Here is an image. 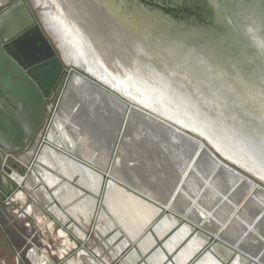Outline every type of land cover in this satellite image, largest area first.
I'll use <instances>...</instances> for the list:
<instances>
[{"label":"bare ground","instance_id":"obj_1","mask_svg":"<svg viewBox=\"0 0 264 264\" xmlns=\"http://www.w3.org/2000/svg\"><path fill=\"white\" fill-rule=\"evenodd\" d=\"M46 2L51 4L54 10L42 11L40 16L44 24L42 25L46 28V32L55 38L66 64L71 62L87 71L108 85L114 92L131 101L132 106L126 108L117 97L105 93L89 80L74 73L59 100L56 109L57 116L48 136L43 140L44 144L42 145V141H38V139L28 155L20 154L19 162L21 164L31 165L34 159L32 170H30L33 180H30L31 176L24 179L16 173L10 177L7 176L8 179L17 184H24L36 199L46 205L48 212L57 221H60L65 229L76 234L82 245H86L91 240L89 233L84 229L83 221L91 220L96 223L104 220L107 227L104 228L105 230H101L102 227L97 226L92 231L103 241L106 236H109L106 246L114 260L121 261L132 244L138 249V252L132 249V256L136 260H140V255H144L153 247V238L150 235L145 236V233L147 228L154 224V217L159 213L158 209L116 184L119 182L211 233L245 255H248L246 252H250L249 249L254 251L256 256L263 255L261 259L248 256L258 263L264 264V187L235 168L228 166L217 156L218 154L214 153V150L204 143L199 145L195 137L182 129L201 134L202 131L180 124L176 119L165 115L167 113L165 108L148 102V100L152 101L156 98L146 96V92H144L146 90L140 87L141 79L137 80L135 77H131V74L128 75L129 77L123 74V58L117 56V59L115 54L123 53V43L127 44L129 49L134 48L131 46L130 36L128 39L126 38V41H123V1L46 0ZM114 17L118 19L117 24L113 22L116 24L115 32L112 30L113 28L108 29V21ZM124 33L126 34V32ZM152 48V52L156 54H150L152 60L162 61L168 66V61L160 57L158 48L156 46H152ZM155 57L158 59H154ZM178 64L176 68L181 67L180 65L178 67ZM207 65L209 66V63L205 64L202 61L199 66L204 73L199 78L201 81H204L202 77L212 78L213 76ZM168 67L171 71V65ZM184 69L188 71L187 68ZM169 76L171 77V75ZM171 80L178 83L176 86L186 87L188 91L195 93L194 90L188 88L186 76ZM132 82H135L136 85ZM146 86H148L147 83ZM169 87L171 86L169 85ZM157 90L158 88L155 91ZM154 94L151 96L154 97ZM140 100H144L143 103ZM187 103H190L189 100ZM178 104H176L177 107ZM132 125L136 127L137 135L127 131ZM149 136H152L153 139L156 138L153 140L155 146L157 142L159 145L155 150H150L149 155L144 158L142 149L144 146L147 147L144 142ZM134 137L138 139L136 143L140 144L134 147L127 146L125 143L133 142ZM129 147H132L136 153H141V163L138 164L135 161L130 163L131 161L125 160L129 157L126 154ZM218 152L226 159L222 152L219 150ZM118 154H122V156L120 157ZM154 154H159V156L154 158ZM123 155L126 157L125 159ZM226 160L228 163H236L234 159ZM145 163L150 166L152 171L148 170ZM122 166H125L128 171L125 172L128 177H123V171L119 170ZM244 170L256 176L249 170ZM146 173L157 177L162 173L164 174L163 179L166 178V181L167 177L174 179V183L168 190L164 188L160 191L161 193L158 192L156 195L148 184H144L143 187L146 186V188L137 189L133 181L131 183L129 175L137 179ZM102 174L111 179L106 187H103ZM214 185L215 188H213ZM216 188L219 189V192ZM102 190H105V196L100 204L97 198L89 194L98 195ZM184 191H188L190 194L201 192L204 194V198L194 203L191 208H185L181 204L184 199H187L183 195ZM88 192L89 194H87ZM120 197L122 201L125 200L124 203L131 200L130 210L139 206L142 210L147 209L151 213L149 219L140 226L135 235L124 232L127 229L125 221H123L119 210L111 208L113 206L111 203L119 201ZM16 198L24 200L23 194H17ZM216 199H223V206L218 210L219 205H217L218 212L211 216L208 212L212 208V202ZM114 204L118 205V203ZM117 205L116 207H118ZM107 208L112 209L111 215L115 214L114 218L117 222L107 213ZM33 210L35 218L40 220L39 208L36 204H33ZM167 222L173 225L175 221L168 219ZM51 224H48L49 229H51ZM159 228L160 225L155 228L156 233L160 230ZM119 229L127 236L126 238L124 235L119 238L122 235ZM179 234L180 232L165 244L168 250L170 244L176 240L175 238ZM57 235L62 238L60 241L64 245V249L59 254L60 257H63L73 245L63 231H59ZM197 238L199 239L196 240L201 243L202 239L198 236ZM191 241L188 242L189 245H191ZM200 243L196 244L194 248L192 247L195 244L192 245L188 251L175 257L174 262L183 264ZM35 253L39 259V255L37 252ZM35 253L33 254L35 255ZM77 255L76 259H71L66 264H110L99 249L79 250ZM206 257L199 264L209 260L208 256ZM35 258L32 256V260L34 259L31 260L32 264H47L45 259H41V262H38L37 259L35 262ZM156 258L161 264L164 258L160 250H157V253L149 260L146 258V263L142 264H155Z\"/></svg>","mask_w":264,"mask_h":264},{"label":"water","instance_id":"obj_2","mask_svg":"<svg viewBox=\"0 0 264 264\" xmlns=\"http://www.w3.org/2000/svg\"><path fill=\"white\" fill-rule=\"evenodd\" d=\"M4 1L0 3V146L8 153L17 155L30 144L42 122L44 102L54 96L57 105L74 73L117 97L126 108L132 106L131 101L87 71L68 66L40 16L39 23L36 22L26 0ZM126 3L135 4L132 9L135 14H123V21L133 29L137 39L156 46L160 57L168 63H180L177 76H186L188 88L199 93L206 88L207 94L199 95V99L206 102L209 110L221 112L235 122L248 121L245 129L255 132L251 145L264 158V0H123ZM202 61L209 63L208 69L213 73L212 78L202 77L204 81L199 79L203 73L199 67ZM182 130L195 137L199 145L203 144L194 133ZM222 160L232 167L231 162ZM102 179L103 187L111 181L103 174ZM116 184L159 210L154 224L145 233L153 238L154 245L140 255L142 263L160 250L164 258L161 264H176L174 258L198 236L202 242L183 264H199L206 256L213 264H260L151 199L119 182ZM18 193L23 194L16 182L0 174V200L15 203ZM89 195L101 204L105 190ZM25 209L27 213L32 212L27 201ZM168 219L175 221L169 227L163 223ZM162 223L166 230L157 235L155 228ZM66 230L63 226L59 229L69 239ZM119 230L121 238L124 233ZM178 232L183 237L168 250L165 244ZM129 249L138 252L133 244ZM79 250L84 249L76 245L75 257ZM61 259L68 262L64 256Z\"/></svg>","mask_w":264,"mask_h":264},{"label":"rangeland","instance_id":"obj_3","mask_svg":"<svg viewBox=\"0 0 264 264\" xmlns=\"http://www.w3.org/2000/svg\"><path fill=\"white\" fill-rule=\"evenodd\" d=\"M29 1H31V3L35 7H37V8H35L34 11L37 14L40 13L39 16H41L42 11L46 12V11L54 10L51 7V4L47 3L46 0H35V1L29 0ZM121 1H123V0H121ZM110 2H111V0H110ZM115 6H118V5H115ZM134 7H135L134 3L123 4V14L125 15V14H128L129 12H130V14H133L134 12L132 11V9H134ZM116 11H117V9H116ZM136 14L139 16L142 15L140 12H136ZM112 19L110 18L108 21V27H109L108 29L113 28L112 30H114V32H115L118 19H117V17L116 18L114 17ZM113 22L116 24H114ZM128 26L129 25L127 24V22L123 21V41H126L128 39V37L130 36V38L132 39V41H131L132 45L131 46H133L134 48L129 49L128 45L123 43V53H119V55L115 54L116 58H117V56L123 58V74L124 75L126 74L127 77H129L128 75L131 74L130 75L131 77L133 76L137 80L141 79L140 87L143 88L144 90H146V91H144V92H146V96H150V98H156V100L154 99L152 101H151V99L150 100L147 99L148 102L150 101L149 103L153 102L152 104L158 105L159 107L161 106V108H165L167 110L166 111L167 113H165V115H167L170 118L176 119V121H179L180 124L182 123L184 125L191 126L195 130L202 131L203 133L201 134L200 132L195 133L192 130H188V131H191L192 133H194V135H196L197 137H199L206 146H208L209 148L214 150L215 153H217L219 155V157H221V159L223 158V156L218 152V150L223 153V155L226 157V159H229V160L234 159L236 161V163L235 162H234L235 164L232 163L233 168H235L236 170L241 172L243 175L249 177L250 179H252L257 184L264 187V158H262L261 157L262 155L258 152V150H256V148L253 145H251L252 142L255 141V139L252 138L255 136L254 135L255 132L254 131L251 132V131L245 129V127L247 128L246 124L248 123V121L246 122V121H244V119H241L242 122L241 121L235 122L230 117H226V116L221 115L220 114L221 112H219V114H218L216 112H213V110H209V108L206 105V102L202 99H199V97H200L199 95H203V92H204V94H207L206 93L207 90H205L206 88H204L203 92L201 91L199 93V92L195 91V93L193 94L191 91H188V89L186 87L181 88L179 85L176 86V84H178V83H176L175 81L173 82V80H171V79L175 80V79L180 77V76L179 77L177 76V71L180 69V68H176L177 63L170 62L169 65H171V67H170L171 71H169V69H168L169 65L167 66L164 62L162 64V61L158 62L159 60L156 62L153 61L151 56H150V54L151 55L155 54L152 52V49H153L152 45H150V46L146 45V44L142 43L140 40H138L136 37L137 35L134 34L135 32L133 31V29H131ZM124 32H126V34ZM68 37L70 38V36H68ZM78 41L81 43L80 40H78ZM55 45H56V42H55ZM154 59H158V58L155 57ZM184 68H186V67H184ZM184 71H185V69H184ZM133 72H135V73H133ZM168 74L171 75V77L168 76ZM138 76H139V78H138ZM146 83L148 86H146ZM173 83H174V85H173ZM132 84H135V82H132ZM144 85H145V87H144ZM167 85L168 86L170 85L171 87L168 88ZM147 87H148V89H147ZM157 88H158V90L155 91ZM153 89H154V91H153ZM174 89H175V91H174ZM186 91H187V93H186ZM155 92L159 97L156 94H154ZM176 93L178 96L175 95ZM152 94H154V97H152L153 96ZM173 95H174V97H173ZM189 96H190V99H189ZM169 98H170V100H169ZM157 99L160 101L158 102ZM164 99H165V101H168L170 103H168V102L166 103L164 101ZM188 100L190 103H187ZM143 101L144 100H140V102H142V103H143ZM173 101H175V102H173ZM160 103H162V104H160ZM175 103L176 104L179 103L178 104L179 108L177 107V105ZM171 104H172V106H171ZM57 106H58V104L53 106L49 120L46 122V124L41 128L40 132L38 133V135H40V139L38 141H40V140L42 141V139L44 140L45 137L48 136V134H49V132L53 126V122L55 120V117L57 116L56 115L57 114L56 113ZM187 121H190L191 123L187 122ZM127 131H128V133L131 132L133 134H136V127L134 125H132L129 127V129ZM147 138H146L147 140H146V142H144V144L148 148L144 146V148L142 149V151L144 153V158L147 155H149L150 150H155L156 147H158V145H159V143L157 142V144L155 146V141H153L156 139L155 137H154L155 139H153L152 136H149ZM136 142H138V139L134 137L133 142L130 141V142H127L125 144L127 146L134 147L135 145L140 144V143H136ZM132 147H129L127 149L126 154L129 155V157L126 158L123 155V158L124 159L126 158L125 160H127L129 162L131 161L130 163H133L135 161L136 163L139 164V162L141 163V158H140L141 153H136V151L133 150ZM118 155L120 157L122 156V154L121 155L118 154ZM158 156H159V154H154V158L158 157ZM144 158H143V161H144ZM138 159H139V161H138ZM143 163H142V165H143ZM145 166H147L146 163H145ZM147 167H148L149 171H152L150 166H147ZM243 168L249 170L251 173L255 174L256 176L254 177L252 175H249ZM119 170L123 171V177L124 176L128 177V175L125 174V172L126 173L128 172L125 169V166H122L121 169H119ZM163 175L164 174L161 173V175L159 177H157L155 175H151V174L146 173L145 175H143V177L142 176H140V177L136 176L137 179L135 177L133 178V176H130V175H129V177L131 179V183L133 181V184L135 185V187H137V189L142 188L144 186V184H148V185H150L151 191L156 195L158 192L161 193L160 191L163 190L164 188L168 190L171 187V185L174 183V179L172 180V179L167 177V181H166L165 180L166 178L165 179L162 178ZM29 176H31L30 180L32 181L33 177H32L30 172H29L28 177ZM22 187H23V189L21 192L23 193L25 200L28 203L32 204V200H30L27 196V193L24 192V190H25L24 186H22ZM143 188H146V186ZM213 188H215V185L213 186ZM167 190H165V191H167ZM216 190H218V192H219L218 188H216ZM29 194L33 199L35 198V196H33V193H32V195H31V193H29ZM183 195L185 196V198H187V199L183 200L184 202H181V204L185 208H191L194 205V203L199 202L200 200H202L204 198V194L201 192H199V193L194 192V193L190 194L188 191H184ZM121 197H122V195H121ZM124 201L125 200L122 201V198L119 201L117 200V202L113 201V203H111V205H113L115 207L111 206V208H115V209L119 210V213L121 214V216L123 218V221H125L127 229H125L124 232L126 234L135 235V234H137L138 230L140 229V226L146 220L149 219L151 213L147 209L142 210L139 206H135L133 210H130L129 206L131 204V200H129L130 202H127V203H124ZM20 203L21 202H18V201L13 203L12 204L13 209L16 210L17 208H19L18 205ZM114 203H118V205L116 204L118 207H116V205ZM38 205H39V209H40V210H38L39 219H41V221L44 220V221L48 222L47 225L53 222L52 223V230L54 231V234L51 233L46 224L44 226H42L41 230H42V232L44 231L43 234L47 238L44 240L46 242V245H48V247H50L51 250L47 249L46 247H42L41 249L43 251H45V248L47 249V251H45V253L47 252V254L49 255V258L51 259L50 264H66L65 262H63V260L61 259L60 255H59L60 252L64 249V246H63V243L60 241V238L57 237L58 231H59L60 227H62V224L60 221H57L55 219V217H53V215L50 214L45 209V207H46L45 204H43L39 201ZM217 205H219L218 206L219 207L218 210H219L223 206V199H218V200L216 199V200H214V202H212V208L208 212L209 215L213 216L216 212H218L217 207H216ZM111 208H107V211H108L107 213L110 215L112 212ZM114 215L115 214H112L111 216L114 218L115 217ZM37 220H38L37 218H36V220L31 219V223L32 222L33 223L38 222L39 220L38 221ZM114 221L117 222V220L115 218H114ZM163 223H165V225L167 224L169 227L170 223L167 222V220H164ZM104 224H105L104 220L101 222L100 221L96 222V223L91 221V220L89 222L83 221L84 229H85V231H87L89 233V236L91 239L90 242H88L86 245H82V243H79L78 238L74 232H72L71 230H66V233L69 236L70 243L73 246L70 250H68L65 253L64 257L68 261L71 259H74V258L76 259L77 257H75L74 247L76 245L77 246L81 245L83 247V249L86 251H89L91 249L92 250L93 249H99L102 253V256H104L110 262V264H142V262L140 260H136L132 256V249H130L123 256L124 260L122 259L121 261H118V260L112 259V257L109 254V249L106 246L109 236H106V239L103 241L102 239H100V237H98L96 235V233L94 231H92V229L94 227H97V226L100 228L102 227L101 230H105L107 227H106V224L105 225ZM165 225L163 224V227L160 226V228H159L160 230L158 231V233H156L157 235H160V233H162L166 230V228L164 227ZM54 235H56V236H54ZM182 237H183V235H181V233H180L175 238L176 240L170 244L169 249H171L174 246V244L176 243V241ZM196 239H199V238L195 237L194 240H192L193 242L191 241V245H189L187 243V245L185 246V248L182 250L181 253L183 254V252L188 251L192 245L195 244L192 247V248H194L196 246V244L200 243V241H197ZM38 241H40V240L38 239ZM195 242H197V243H195ZM35 243H36V240H35ZM39 243L42 245L41 242H39ZM73 243L75 244V246ZM41 245H40V247H41ZM31 248H33L34 250L37 251V249H35L34 246H31ZM249 251L250 252H246V253L253 258L258 257L259 259H261L263 256V255L256 256L253 253L254 251H251L250 249H249ZM55 253H57L55 257H53V258L50 257L51 254H55ZM25 254H26V252L24 253V255ZM41 256H43V255L39 254V257H41ZM258 258H256V259H258ZM155 260H156L155 264H159V261L157 260V258ZM212 263L213 262L209 263V260H206L202 264H212Z\"/></svg>","mask_w":264,"mask_h":264},{"label":"crops","instance_id":"obj_4","mask_svg":"<svg viewBox=\"0 0 264 264\" xmlns=\"http://www.w3.org/2000/svg\"><path fill=\"white\" fill-rule=\"evenodd\" d=\"M23 198V201L21 199L14 198V200L21 202L18 205L19 208H17L16 210H14L12 207L13 203L2 204V201L0 200V247L3 250L0 253V264H19L16 259L15 253L17 252L24 254L27 249L31 248V246H34V248L37 249L38 255L42 254L43 259L47 261V264H50L51 259L49 258L47 252L45 253V251H47V249L51 250V248L46 245L44 239L47 238L43 234L44 231L42 232L41 230L42 226H44L45 224L47 225L48 222L44 220L41 221L40 219L39 221L37 220L38 222L31 223V219L36 220L34 215L35 212H33L32 214H27L26 216L23 214L25 213L24 211L26 207V200L24 195ZM49 231L54 234V231L52 230V224ZM38 239L40 241H38ZM39 242H41L42 245ZM42 247H46L47 249L45 248V251H43L41 249ZM56 254L57 253L51 254L50 257L53 258L56 256ZM34 256L36 257V262L38 256H36V253Z\"/></svg>","mask_w":264,"mask_h":264},{"label":"flooded vegetation","instance_id":"obj_5","mask_svg":"<svg viewBox=\"0 0 264 264\" xmlns=\"http://www.w3.org/2000/svg\"><path fill=\"white\" fill-rule=\"evenodd\" d=\"M27 3L29 4V6L32 8V13H33V16L35 17V20L37 23H39V14H37L34 10L35 7L31 1L29 0H26ZM144 1V0H143ZM146 1V0H145ZM5 2L4 0H0V3H3ZM42 21V20H41ZM43 24V23H42ZM44 25V24H43ZM46 29V28H45ZM49 35L51 36V38L56 42L55 38L49 33ZM57 45V43H56ZM58 47V45H57ZM59 49V48H58ZM60 50V49H59ZM29 52V51H28ZM65 62V61H64ZM66 63V62H65ZM68 66L70 65H73L71 62L70 64H67ZM55 98L54 96L52 97H49L45 102H44V105H43V118H42V122L40 124V126L38 127V129L36 130L35 132V135L33 136V139L32 141L30 142V144L28 146H25L24 149L17 155H12L10 153H8L3 147L0 146V152L1 153H5L7 154L8 156V159H7V163H6V167H3L1 166V158H0V174H3V175H10L11 172L13 173H16L17 175H20V176H24L26 173H29L30 172V168L32 167L33 165V162H34V159L31 163V165H24V164H21L19 162V157L21 155H28V153H30V151H32L34 145L36 144L37 140L40 139V135H38V133L40 132L41 128L46 124V122L49 120V117H50V114H51V110L53 108V106H55ZM33 144V145H32ZM29 148V149H28ZM21 154V155H20ZM20 170H24V173L21 174L20 173ZM11 181V180H10ZM17 186V184H16ZM4 203V201H2V204ZM20 264V263H19Z\"/></svg>","mask_w":264,"mask_h":264},{"label":"built area","instance_id":"obj_6","mask_svg":"<svg viewBox=\"0 0 264 264\" xmlns=\"http://www.w3.org/2000/svg\"><path fill=\"white\" fill-rule=\"evenodd\" d=\"M0 158H1V166H2V168L3 167H6V163H7V159H8V156H7V154H5V153H1L0 152ZM13 174V172H11V174L10 175H7L8 177H10L11 175ZM28 174L29 173H26L24 176H22L24 179H27L28 178ZM20 176V175H19ZM17 184V183H16ZM22 186H24V184L22 185V184H17V187L22 191V189H23V187ZM24 188H25V190H24V192L25 193H27V196H28V198L30 199V200H32V204L31 203H29L30 204V206H31V208H33V204H36L37 206H38V208H39V205H38V202H39V200L38 199H36V197L33 199L31 196H30V194L29 193H31V195H32V192L28 189V188H26L25 186H24ZM29 192V193H28ZM34 196V195H33ZM45 209L48 211V209H47V207H45ZM40 210V209H39ZM24 212H26V209H25V211ZM34 212V210L31 212V213H27V214H32ZM34 252H37L36 250H34L33 248H29L27 251H26V254L24 255V254H21V253H15V256H16V259H17V261L20 263V264H32V256H34ZM37 254H38V252H37ZM41 259H43V256H41V257H39V259H38V262H41Z\"/></svg>","mask_w":264,"mask_h":264}]
</instances>
